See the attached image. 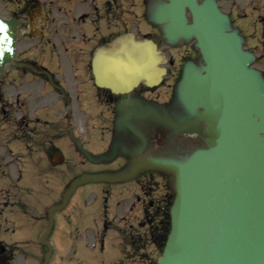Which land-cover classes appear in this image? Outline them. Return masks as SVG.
<instances>
[{
  "label": "flooded vegetation",
  "instance_id": "flooded-vegetation-1",
  "mask_svg": "<svg viewBox=\"0 0 264 264\" xmlns=\"http://www.w3.org/2000/svg\"><path fill=\"white\" fill-rule=\"evenodd\" d=\"M168 1L6 0V17L19 23L18 60L33 66L17 69L43 79L50 91L66 98L65 106L71 102L70 91L57 76L59 71L70 70L76 97L84 95L82 102L89 108L79 112L93 122L89 128L101 132L90 136L86 150L104 158L91 159V164L81 160L75 173V178L88 174L102 178L89 183L94 190L92 203L97 204L84 235L76 230L75 239H84L95 256L101 253L102 264H159L172 228L177 175L164 167L142 164L155 159L184 161L206 146L205 125L198 120L202 109L191 110L181 94L188 73L203 71L205 61L195 35L171 36L170 21L160 19ZM209 1L226 17V31L240 37L243 49L252 55L251 66L264 80V0H197L201 5ZM184 19L193 25L188 5ZM126 36L152 40L161 50L166 69L161 84L141 81L121 92L96 83L95 52ZM14 97L8 100L10 114L20 108L19 95ZM175 124H185L190 137ZM78 202H82L80 197Z\"/></svg>",
  "mask_w": 264,
  "mask_h": 264
},
{
  "label": "water",
  "instance_id": "water-1",
  "mask_svg": "<svg viewBox=\"0 0 264 264\" xmlns=\"http://www.w3.org/2000/svg\"><path fill=\"white\" fill-rule=\"evenodd\" d=\"M185 5L193 25L185 23ZM160 16L170 21L171 35L194 34L199 40L205 72L187 75L183 97L191 110L204 109L199 119L211 146L183 163H147L178 175L172 232L160 264H264V81L249 67L239 37L226 32V17L213 1L170 0ZM17 29L15 20L0 15V74L8 64H24L15 60ZM132 45L126 47L134 57L142 50L146 55L147 43ZM149 49L159 62L157 50ZM153 70L161 74L153 83L146 78L150 84L162 75L156 64ZM140 72L134 69L132 78ZM6 260L0 256V264Z\"/></svg>",
  "mask_w": 264,
  "mask_h": 264
},
{
  "label": "rangeland",
  "instance_id": "rangeland-1",
  "mask_svg": "<svg viewBox=\"0 0 264 264\" xmlns=\"http://www.w3.org/2000/svg\"><path fill=\"white\" fill-rule=\"evenodd\" d=\"M0 12L7 15L6 0H0ZM20 48H25L23 42ZM59 73L57 79L70 91L68 106L60 104L61 93L50 91L30 71L8 67L7 74L0 76V245L11 256L10 264H102L101 253L95 256L83 239H75L76 230L84 235L97 204L92 203L91 184L86 187L85 181L77 182L72 200L67 196L78 178L75 173L80 161L91 164V159L104 158L86 150L90 136L101 132L79 112L89 108L82 102L84 95L79 94L81 101L75 97L71 71ZM17 95L20 108L10 114L8 100ZM67 111L68 120L59 117ZM62 120L65 124L61 126ZM181 133L190 137L187 130ZM57 151L65 154L67 162L59 167L53 164ZM78 183H82L81 189H76ZM79 197L82 202L75 204ZM46 230L49 232L44 234Z\"/></svg>",
  "mask_w": 264,
  "mask_h": 264
},
{
  "label": "bare ground",
  "instance_id": "bare-ground-1",
  "mask_svg": "<svg viewBox=\"0 0 264 264\" xmlns=\"http://www.w3.org/2000/svg\"><path fill=\"white\" fill-rule=\"evenodd\" d=\"M130 51H133V50H130L128 48H125L122 50L121 52V55L124 54L125 56V59L126 60H129L130 59V55H132L130 53ZM137 53H142L141 54V64H139V69H140V76L138 77H133V78H139V77H143L145 76V74H147L148 76H145L146 78H148V80L151 82L150 83H153L156 79V75L159 76V74H161V72L157 73L156 74V71L153 70V67L155 68V63L157 65L158 61H157V56L155 54L154 58L151 57L150 53L152 54V50L150 51H147L146 52V55L144 54V51L142 50V52H137ZM121 57V56H120ZM139 58H140V54H137V58L134 60V56H132V59H130L129 62L130 64L128 65L127 61L126 63L124 64L123 63V59L120 58L119 60H116L118 59L116 57V59L110 61L109 60H106L105 63L103 64H99L98 67H97V72H98V81L100 82V84H104V85H111V86H114L116 89L118 88V82L120 81L121 79V83L123 84V86H125L129 81L130 79L132 80V76H135L134 75V69L136 67V64L138 63L139 61ZM144 61V62H143ZM145 61L147 62V66H148V69H146V66H145ZM138 68V66H137ZM146 71V73H145ZM129 79V80H128ZM136 80V79H135ZM127 82V83H126Z\"/></svg>",
  "mask_w": 264,
  "mask_h": 264
}]
</instances>
